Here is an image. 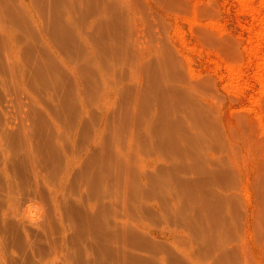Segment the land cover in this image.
<instances>
[{
  "label": "rangeland",
  "instance_id": "374dc122",
  "mask_svg": "<svg viewBox=\"0 0 264 264\" xmlns=\"http://www.w3.org/2000/svg\"><path fill=\"white\" fill-rule=\"evenodd\" d=\"M92 3L93 0H79L71 6L67 4V1L54 0H3L0 2L1 25L10 28L15 45L13 47L14 52L16 51V61H27L28 55H31L26 47L28 43L39 41L42 44L43 41L49 40L54 47L62 48L60 53L62 56L67 55L68 57L71 54L73 56L79 52L81 59L90 58L91 62L92 75L89 69H86V72H81L85 70L79 71L81 72L80 78L87 73L88 78L85 79V76L83 79L86 81L82 80V84L86 86L88 83L91 88L86 86L85 93L79 94L77 90H74V93L73 88L77 87L74 86L77 82L76 78L64 68V71L68 72L67 76L65 72L62 73L66 76L64 81L67 82L68 88L70 85L69 89L75 97L72 96L71 101L68 100V105L63 106L60 102L53 107L56 112L53 117L57 119L59 125V132L56 133L58 139L56 146L62 153L71 147V141L75 142L76 154L79 153L81 157L75 170L79 173L87 165L85 155L87 138L95 139L91 148L97 159L91 184L83 181L84 176H73V179L65 184L67 197L62 201L63 229L69 235L68 239L71 244L75 243L69 251L70 256L68 254L67 257H61L60 264L78 263L75 255L78 253L85 255V252L76 251V248H80L82 244L84 247H91L94 235L99 232L94 234L97 224L95 223L94 228L90 216L87 215V212L90 213L89 204L93 202V196L96 198L95 194L101 196L106 193L103 196H105L108 208L104 209L101 222L105 220L107 223H112L116 214L126 225L142 229L137 231L139 233L142 231L145 233V230L146 232L153 231L152 228L159 230L162 227H174L170 218L161 215L162 210L163 215H167L164 208L167 211H173V203L168 202L170 193H168L169 196H164L165 200H162L163 196L159 193L160 197L157 193L159 200L156 195L152 199L146 198L153 197V194H147L148 191L145 193L139 189L137 192V187L142 183L141 174L138 173L141 163L151 164L152 161H156L158 165H163L161 158L171 157L170 153L177 148L175 145H179L178 142L167 145L158 144L157 138L166 130L162 126L161 119L171 113H174L182 124L178 136L180 137L181 132H185L184 135H189L193 141L191 144L187 143L188 152L193 151L200 159L210 158L211 162L218 167L217 159H224L227 162L228 168L226 167L225 170L222 168L226 179L219 184L225 187L219 186L218 183L211 187L215 192L228 189L226 194L234 187H239L232 208L221 202V207L225 205L222 210L232 213L234 209L233 218L240 225L244 215V204L247 203L251 208V230L249 232L240 226L232 228L229 218L226 228H215L214 233L217 237L226 236L237 239L240 248L234 264H264L262 210L264 206V173L262 175L264 167V0H171L170 3L163 0H101L97 6L101 15L115 16L117 7L125 14V25L127 26L125 27L127 36L125 42L128 47L127 53L123 55L115 49L102 52L99 48L100 39L95 29L91 32L87 30L86 24L84 27V23L80 22L84 19L91 23L95 21V15L88 12ZM2 5H9V9L14 6L12 14L14 10L16 14L10 16L11 11L10 13L6 10L2 11L4 9ZM69 8L76 10V12H70L71 14L74 12L72 15L76 13L77 15L74 16L81 17L80 20L78 19L79 22L76 20L75 29L79 28L82 33L77 31L79 35H76V30H74V34L78 36L76 39L80 37L77 39L78 42L75 39V44L79 49L75 48L76 53L72 49L64 52V44L55 36L54 30L55 11H62L68 18ZM42 29L45 30L44 33ZM107 40L109 41L108 38ZM70 43L72 46V42ZM59 65L63 66L60 63ZM62 74L56 73L55 79L63 78ZM15 82L13 84V80H10L6 87L0 84V99L5 97L6 92H11L14 98L9 107L10 116L12 115L11 118L20 130L23 129L32 137L34 129L36 130L35 118L39 121H49L50 117L46 114L50 111L47 110L50 109L47 106L49 102L45 100L47 97L44 92L41 94L35 87L29 84L26 86V83H20V87L18 79ZM155 83L169 84L180 91L170 90L163 94L154 88L152 90ZM7 86L10 88L6 89ZM18 87L22 93H19ZM35 89L38 92H35ZM23 91H26V94ZM35 94L44 99L39 100ZM26 95L29 97L35 95L34 98H36L29 101ZM31 106L37 109H34L37 111L35 118L31 114L33 112ZM80 112L83 118L78 127ZM197 118H204L207 123L202 124ZM39 125L43 128L41 123ZM146 127L149 128L148 132L145 131ZM77 128L78 132L75 133L74 130L76 131ZM140 132L147 138V141L140 136ZM187 171V176H195V169L189 168ZM171 174L175 176L173 171ZM201 183L202 185L197 184L193 191L196 190L199 195L203 196L205 193L208 196V185ZM174 195H176L174 203L180 200L176 206L181 215L188 217L194 215L199 218V216L203 217L205 212H208L207 215L212 214L209 211L210 208L214 209L213 211H219L216 209L219 206L212 208V204H208L211 207L207 205L208 202L200 210V204L193 200L189 189L180 188L179 193L176 192ZM166 198L169 199L166 200ZM135 200L139 205L132 204ZM158 200L160 205L157 203ZM29 203L30 215L38 217L43 214L46 228L49 231L48 219L50 217H48L47 202L41 204L39 200L34 199ZM141 206L152 207L156 214H145V212L142 214ZM222 210L220 209L221 212ZM202 220L199 223L203 226L202 228H206L209 221ZM229 226L231 230L227 232ZM191 229H184L181 235L172 234L177 239L170 234H167L168 238L156 237L155 239L147 235L152 239L151 242L156 243H153L154 246L130 238L132 245L135 243L136 247L137 245L144 247L138 246L143 249L142 252L134 245H129L131 240L128 237L129 241L126 239L121 241L122 237L119 239L116 235H109L104 240L107 244L108 242L113 243V245L110 244L112 248L116 247L113 250L118 251L119 256L123 250L127 252L130 249L137 251L138 254L141 253L140 256L144 255L143 258L151 259L152 256L159 258L157 259L158 264H173L174 260L169 257L170 254L177 255L180 261L185 256L182 260L185 264H188L189 261L186 260L190 258L191 264H212V260L202 253V249H199L204 246L206 243L204 239L209 236L206 229L197 231ZM79 233L82 234L78 236ZM84 235H86L85 240ZM162 240L167 241L166 244ZM119 241L121 242L118 243ZM175 241H178L179 245ZM124 243L128 246L124 247L126 245ZM110 244H108L109 251L112 252ZM116 244L119 249L121 246L123 250L120 249L119 252ZM97 245L99 247L98 243ZM163 245H167L165 249L160 248L164 247ZM151 247L155 248H152L153 253ZM99 248L103 250L98 252L103 254L102 263L115 264L116 258H109L112 257L109 251L103 247ZM95 249L93 251H97ZM121 259L124 264H137L132 260L133 263H128L127 260L130 261V259L126 260L123 257ZM182 261L180 264H184Z\"/></svg>",
  "mask_w": 264,
  "mask_h": 264
},
{
  "label": "bare ground",
  "instance_id": "6f19581e",
  "mask_svg": "<svg viewBox=\"0 0 264 264\" xmlns=\"http://www.w3.org/2000/svg\"><path fill=\"white\" fill-rule=\"evenodd\" d=\"M54 1H63V2L67 1L68 5L71 4V6H73V3H77L79 0H54ZM99 1L101 0H93L92 5H90L88 8V12L91 13L92 15H95V18H94L95 21H92V23L90 21H85L87 19L80 20L81 19L80 16L78 17L74 16L76 13L72 15L74 12H76V10H74L73 8H69L68 10L69 12L65 11L68 13L67 14L68 18L65 17L66 14H63L62 11H55V15H54L55 20H56V23H55L56 25L54 29L55 36L58 37L63 42L64 52H67L71 49L73 52L74 51L75 53L77 52L75 50V48L78 49L77 45L75 44V39L76 37H78L76 35H79L77 34V31H79V28L78 30H76L75 24H76V20L78 22L80 20V22L84 23V27H85V24L87 25V30H90L92 32V29L93 30L95 29V32L98 34L99 39H100L99 48L101 49L102 52L112 51L113 49H115V51L119 52L121 55L127 53L128 45L125 42L127 39V36L125 34L126 32L125 27H127L125 25V14L120 8L117 7L115 9V14H116L115 16L101 15V11L97 7L99 5ZM163 1L169 2V3L171 2V0H163ZM0 2H3V0H0ZM8 3L9 2H7V4ZM2 6L4 7L2 11L4 10H6L7 12L11 11L10 16H13L14 14H16L14 10L15 9L14 6L12 7L14 8L13 9L14 14H12L13 13L12 8L9 9L8 7L9 5L8 6L2 5ZM72 11L74 12L71 14L70 12ZM69 13L71 15H69ZM78 15H80V13H78ZM1 24L2 23L0 21V84L5 85L6 87L7 83H9L10 80L11 81L13 80V84H15L16 83L15 80L18 79L19 85L20 83H26V86L27 84H29L31 85V87L32 86L33 88L35 87L38 91L41 92V94L44 92L45 97H47L45 100L49 102V105H47V103H44L45 102L44 100H43L44 101L43 103L49 106L50 108V109L46 108L47 110H50V111H47V112L45 111V112L50 118H48L49 121L47 122L45 120L39 121L38 118H35L37 115L36 114L37 109L34 108L36 109L34 110L31 106V110L33 111L31 114L34 116L35 121H36V130L34 129V133L32 134V137H31L28 135V132L24 131L23 129L20 130V128L17 127L16 123L11 118L12 115L10 116L11 112H10L9 107L11 106V102L14 98L10 94L11 92L10 93L6 92L7 94L5 93V97L3 99L2 98L0 99V264H60V258L63 256L67 257L70 249L74 247L72 244L75 243V242H72L71 244L70 239H68L69 235H67L63 229L62 201L63 199H65V197H67L66 196L67 192L65 191V187H66L65 184H67V182L70 179H73V176H79V177L84 176L83 181L85 180L87 184L88 183L91 184L90 182H92L94 179L93 175H94L95 168H96L94 165L97 162V159L96 157H94L95 153H93L92 148H91V146L94 144L95 139L91 137H90L91 139L87 138V145L85 147L87 165L85 168H83L81 172H79L80 174L75 170L76 164L78 160L81 158L79 157L80 156L79 153L76 154L75 142L71 141L70 143L71 147L69 149H65L64 152L62 153L56 146L58 142L56 133L59 132V127H58L59 125H58L57 119L53 117V114L56 113L53 107H56L58 103L60 104V102L63 106L68 105L67 104L68 100L71 101L73 94H72V91H70L69 89L70 85L68 88L67 82L64 81V78H66L67 76L66 73H68L69 71L75 76L76 81H77L75 82L76 84L74 85L77 87L76 89L73 88V91L77 90V92L81 94L82 92L85 93V91H87L86 86L88 88L89 87L91 88V86L88 85L87 82H86L87 83L86 86L82 84V80H84L83 78L85 76H86L85 79L88 78L87 73L85 74V76L82 75L84 76L83 78L79 77V74L81 72H86V69H89L88 71H90L89 73H91L92 75V71H91L92 69L90 70L91 62L89 60L90 58L81 59V57L79 56L81 55V53L78 55L79 52L74 54L73 56L72 54L69 55L68 56L69 58L66 57L67 55L62 56L60 54L62 52V48L58 47L59 48L58 49L56 48V46L54 47V45H52V43H50L51 41L49 40H46V42L43 41L44 43L42 44L39 41L36 43L35 42L28 43L26 47L28 49V52L31 53V55L30 54L28 55L26 62L16 61L17 60L16 55H15L16 51L14 52V47H13L15 45L13 43L14 40L12 39V35L10 34L11 33L9 30L10 28L8 29L6 25L2 26ZM35 25H37V23H35ZM42 25L44 24L42 23ZM74 30H76L75 31L76 35L74 34L75 33ZM38 31H39V28H38ZM43 31L45 30L42 29V32ZM80 36L82 38V35ZM83 38H84V35H83ZM107 38L109 39V41L107 40ZM73 39L74 41H72ZM77 39H76V42H78ZM70 42H72L73 47L71 46ZM79 47H80V44H79ZM77 56H79V58ZM56 60L59 62L57 63ZM59 63L63 65L62 66L63 68L59 65ZM64 68L68 70V72L64 71ZM81 70H85V71H81ZM79 71L81 72L79 73ZM63 72H65L64 74H66V76L62 74ZM56 73L62 74L63 78L56 80L54 77ZM69 78H70V75H69ZM89 79H91L90 76H89ZM8 88L10 87L7 86L6 89ZM153 88L156 91L157 90L161 91L163 94H166L170 90L174 92L180 91V89H178L177 87H174L169 84H161V83H155V86L152 87V90ZM36 89L34 91L38 92L36 91ZM18 90H20L19 93H22L19 87H18ZM23 92L24 94H26L25 93L26 91H23ZM29 95H26V98L28 97L29 101L32 99H35L36 98V97L34 98L35 95L37 96V94L31 95L33 97L31 96L29 97ZM37 97L39 100L44 99V98L41 99L40 95ZM42 97L44 96L42 95ZM81 98H83L82 95H81ZM106 100L107 99H105V101ZM73 101H74V98H73ZM73 101H72V104H73ZM28 103L32 104L30 102ZM74 104H75V101H74ZM39 107L41 108V106ZM78 118H79L78 120V127H79L80 123L82 122L83 115L82 114L79 115ZM197 119L202 124L207 123L204 118H197ZM38 123L39 124L41 123V126H43V128H41ZM161 123H162V126L166 128V130L164 131L163 134H161L157 138L158 144L167 145L170 143L176 144L178 142L179 145L178 146L175 145L177 148H175L174 151L170 153L172 154L171 157L168 156V158H161V160L163 161V165L161 164L158 165L156 161H152L151 164H145V162L141 163L142 165L138 169V173L141 174L142 183L138 187L137 186L136 187H137V192L140 189V190L145 191V193L148 191L150 193V194L147 193L148 195L153 194V197L151 196V198L146 197L148 199L154 198L155 195L158 197L157 193L158 194L160 193L163 197H161L160 194L159 196L162 198V200H165L164 196L167 197V195L169 196L168 193H170L171 201L168 198L169 199L168 202L173 203V211H167L164 208L165 214L167 215H163V210L162 212L161 211L159 212H161L162 216L166 218H170V220L174 224V227L167 226V227H162L159 230L152 228L153 231L146 232L145 230V233H143L144 231L139 233L137 231H140L142 229H138L136 226L135 228L133 226L126 225V223L122 221V219H120L116 214L114 215V221L112 223H107L105 222V220L101 222V218L105 212L104 209L108 208L107 201H105V196H103L106 193L103 195L101 194V196H99L98 194H95L96 198H94L93 196V202H90L89 204L90 213L87 212V215L90 216L89 218L91 219V222L94 223V224L92 223V226L95 228L97 224V227H98V228L96 227L97 231L95 230L94 234L95 232H98V231L99 232L94 235L92 239L93 242H91L92 245L90 244L91 247L94 249L96 248L95 250L97 251H93L94 249L92 250L91 247H84L82 244L83 240L80 238V240H82L80 241V243L82 244L83 247L81 246L80 248L79 247L78 248L75 247V248H76V251L85 252V255H81L79 253L76 254L75 259L77 258L78 263H75V264H103L104 262L102 263L101 261L103 254L98 253L103 250L99 247H103L104 249H106V251H109L108 244H110L111 242H108L107 244V242L104 240V238L109 235H113V236L116 235L117 237H119V239L122 237L121 241L123 239H126V241H129L128 238L129 239L133 238L137 241H140V243L141 241L142 242L144 241L150 246V245H153L154 242H151L152 239L149 238L147 235L152 236L154 239L156 237L168 238L169 236L167 234H170V235L177 234L178 235L184 229H191V228H193L194 231H197L198 229H206L207 234L209 236L205 239L203 236V239L206 243L204 244L202 248H199V249H202L203 251L202 253H205V255L208 256L210 260H212V264H234V259L236 258L237 253L239 252V248H240L239 244H237V241H236L237 239H234V238L231 239V237H226V236L217 237L214 231H215V228L217 229L226 228L227 222L230 218L232 228H237L240 226L242 229L249 232L251 230V208L250 206L247 203L244 204L245 205V207L243 206L244 215L240 221V225L233 218L232 214L234 213V209L232 210V213L231 212L229 213L226 209H225L226 211L224 212L222 208L225 205L228 204L232 208L235 198L238 195L237 193H238L239 186L234 187L233 189L229 190L227 194H226V191L228 189H224L223 192L221 191L215 192L211 186L215 183H218L219 185L223 181H225L226 174L224 170L228 168L226 166L227 162L224 161V159L223 160L217 159L218 165H219L218 167L216 166V164H214V162H211L210 158L200 159L199 157L195 156L196 154L193 151L188 152L187 143L191 144L193 143V141L191 140V137L189 135L187 136L184 135L185 132H181L180 137L178 136L180 130L182 129V124L180 123L179 119L174 113H171L165 116V118H162ZM148 130L149 128L146 127L145 131L148 132ZM74 132L77 133L78 128L76 129V131L74 130ZM140 136L144 140L147 141V138H145L141 134V132H140ZM150 140H151V137H150ZM189 168L195 169V176H187V172H188L187 169ZM262 170H263L262 171V175H263L264 167L262 168ZM172 171L174 172L175 176H172L171 174ZM201 182L205 183V186L208 185L207 187V191L209 194L208 196L205 193L202 196L196 193V190L193 191L194 187L197 184L202 185ZM221 187H225V185ZM180 188L189 189L190 195L192 196L193 200H195L196 202L200 204V210L208 202L207 205L212 204V208H214L215 206H219L216 209H218L219 211L221 209L223 212L221 211L219 212L216 210L213 211L214 209L210 208L211 205H208L210 206L209 211L212 212V214L209 213L207 215L208 212L207 213L205 212L204 216L203 217L199 216V218L194 215L193 216L190 215L189 217L186 215H181L178 210V207L176 206V204H179L180 200L174 203L175 196H176L174 194L176 192L179 193ZM157 197L156 199L159 198ZM34 199L39 200L41 204L46 201L49 206V216H48L50 217L48 219L49 225H50L49 231L46 228L45 218L43 217V214L38 217H33L30 215V203L29 202ZM168 199L166 198V200ZM159 200L157 201V203L160 205ZM181 200L182 202H184L183 199ZM162 202H165V201H162ZM221 202L225 203L223 207L220 206ZM132 204L139 205L137 200L133 201ZM263 205H264V200H263ZM161 206L164 207V205L162 204ZM141 210H142V214L144 212L145 214L146 213L156 214V212H154L152 207L141 206ZM262 210H263V216H264V206H262ZM145 214L143 216H145ZM202 219H205L206 222L209 221L206 228H202L203 226L200 225L199 223L203 221ZM235 224H237V226ZM147 228H148V225H147ZM230 230H231V226L227 228V232H229ZM81 234L79 233L78 236ZM86 235H84V237ZM75 236L76 235H74V237ZM81 237L83 238V235ZM115 237H114V240H115ZM85 239L86 237L84 238V240ZM174 239H177V238L175 237ZM78 240L79 239H77L76 241ZM116 240L118 241L117 238ZM121 241H119L118 243H120ZM137 241L136 243L138 244ZM162 241L164 242V244H166L165 242H167L164 240ZM131 242L132 240L129 241L130 243L129 245L133 246L135 244L134 243L135 241L133 240V243H134L133 245ZM158 242L160 243V240ZM175 242L177 243L178 241H175ZM97 243L99 244V247ZM111 244L113 245V243ZM111 244H110V248H112ZM127 244L124 247L128 246ZM177 244L179 245V243ZM87 246H88V242H87ZM138 246L144 248L141 245H137V247L135 246V248H137L140 251L141 250L143 251V249L142 248L140 249ZM165 246L160 247V248L165 249ZM115 248L116 247L112 248V252L110 251L108 252L112 256L109 258H114V259L116 258L115 264H124V262L121 259L122 257L126 260L130 259V261L127 260L128 263L134 261V263L137 262V264H158L157 259L159 258H156L154 256H152L151 259L143 258L144 255L140 256L141 253L138 254L137 251L134 252L133 250H130V249L127 251L128 248L125 249L127 252H123L124 250L121 249V246H120V249L123 250L122 251L123 254H122V252H120L121 250L119 249L117 245V248L119 249V252L122 255V256L121 255L119 256L117 254L118 251L113 250ZM152 248L154 247H151V252H152ZM155 248H157V246ZM193 251H195V249H193ZM162 253H164V251ZM176 256L174 254L169 255V257L174 260L173 264H180L181 261L185 258L184 256V258L181 259L180 261L179 257L177 258ZM187 257H188V254H187ZM196 257H197V254H196ZM190 259L186 260V261H189L188 264L190 263ZM182 262L185 264V261H182ZM70 264H74V263H70Z\"/></svg>",
  "mask_w": 264,
  "mask_h": 264
}]
</instances>
